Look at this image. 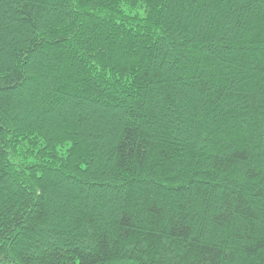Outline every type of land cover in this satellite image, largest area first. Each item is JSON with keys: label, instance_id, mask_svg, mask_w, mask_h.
<instances>
[{"label": "trees", "instance_id": "1", "mask_svg": "<svg viewBox=\"0 0 264 264\" xmlns=\"http://www.w3.org/2000/svg\"><path fill=\"white\" fill-rule=\"evenodd\" d=\"M0 264H264V0H0Z\"/></svg>", "mask_w": 264, "mask_h": 264}]
</instances>
